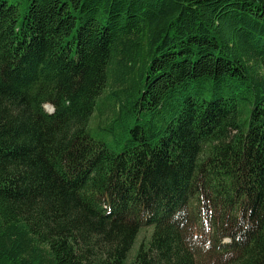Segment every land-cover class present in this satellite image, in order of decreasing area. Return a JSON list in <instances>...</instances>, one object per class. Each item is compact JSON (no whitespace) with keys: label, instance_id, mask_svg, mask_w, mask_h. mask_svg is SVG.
I'll use <instances>...</instances> for the list:
<instances>
[{"label":"trees","instance_id":"16d2710c","mask_svg":"<svg viewBox=\"0 0 264 264\" xmlns=\"http://www.w3.org/2000/svg\"><path fill=\"white\" fill-rule=\"evenodd\" d=\"M0 264H264V0H0Z\"/></svg>","mask_w":264,"mask_h":264},{"label":"rangeland","instance_id":"374dc122","mask_svg":"<svg viewBox=\"0 0 264 264\" xmlns=\"http://www.w3.org/2000/svg\"><path fill=\"white\" fill-rule=\"evenodd\" d=\"M95 136L98 135L97 134H94ZM152 229L151 228H144L138 238H137V243H136V248H138L142 243H147V241L151 238V235H152Z\"/></svg>","mask_w":264,"mask_h":264},{"label":"water","instance_id":"95a60500","mask_svg":"<svg viewBox=\"0 0 264 264\" xmlns=\"http://www.w3.org/2000/svg\"><path fill=\"white\" fill-rule=\"evenodd\" d=\"M50 109H51V108H50ZM51 112H53V110H52V109L50 110V113H51Z\"/></svg>","mask_w":264,"mask_h":264}]
</instances>
